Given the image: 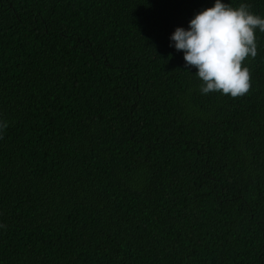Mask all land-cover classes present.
<instances>
[{
	"label": "trees",
	"instance_id": "16d2710c",
	"mask_svg": "<svg viewBox=\"0 0 264 264\" xmlns=\"http://www.w3.org/2000/svg\"><path fill=\"white\" fill-rule=\"evenodd\" d=\"M212 2L0 0V264H264V32L235 97L169 43Z\"/></svg>",
	"mask_w": 264,
	"mask_h": 264
},
{
	"label": "clouds",
	"instance_id": "9594fccd",
	"mask_svg": "<svg viewBox=\"0 0 264 264\" xmlns=\"http://www.w3.org/2000/svg\"><path fill=\"white\" fill-rule=\"evenodd\" d=\"M256 32H264V16L244 0L235 7L228 0H213L187 27H175L169 43L182 51L186 67L196 69L202 94L219 91L235 97L249 88L248 67L242 62L257 53Z\"/></svg>",
	"mask_w": 264,
	"mask_h": 264
}]
</instances>
